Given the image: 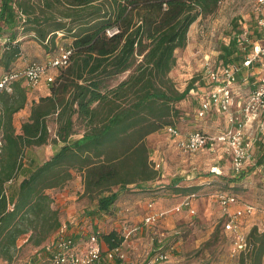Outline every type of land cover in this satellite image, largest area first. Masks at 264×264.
<instances>
[{
    "label": "trees",
    "instance_id": "trees-1",
    "mask_svg": "<svg viewBox=\"0 0 264 264\" xmlns=\"http://www.w3.org/2000/svg\"><path fill=\"white\" fill-rule=\"evenodd\" d=\"M220 1L40 0V17L35 12L34 1L1 0L0 22L12 29L18 12L25 15V21L35 24L31 28L34 37L44 47L47 48L48 41H54L59 30L67 31L71 37L70 44L65 46L71 49L67 63L58 67V74L47 83L48 92L32 100L20 132L15 131L13 119L28 102V86L19 79L12 82L10 91L0 93L2 258L12 257L21 235L25 234L26 240L37 246L59 228V211L52 208L51 195L46 189L65 182L70 177L69 167L83 170V193L95 198L102 211L110 208L121 189L129 185L145 189L147 182L159 177L145 137L161 126L177 127L169 118L173 115L172 102L191 94L198 81L192 78L180 92L166 89L165 79L175 63L174 50L185 45L189 26L196 18L214 12ZM112 26L118 31L108 35L106 29ZM15 40L16 32L11 31L0 57V65L5 68L2 72L17 69L12 66L21 48ZM224 51L230 54L233 50L227 47ZM128 70L131 71L125 78L109 86V79ZM203 85L204 80L200 88ZM50 116L57 123L54 141L62 142L60 148L25 176L15 196L8 198L3 186L17 173L24 148L49 140L47 118ZM76 125L84 132L70 142L77 132ZM257 138L260 153L249 168L261 166L262 169L264 131ZM8 200H15L12 208L8 207ZM101 238L109 247L122 241L116 230L101 233ZM241 251L240 264H261L264 230L253 226Z\"/></svg>",
    "mask_w": 264,
    "mask_h": 264
},
{
    "label": "rangeland",
    "instance_id": "rangeland-1",
    "mask_svg": "<svg viewBox=\"0 0 264 264\" xmlns=\"http://www.w3.org/2000/svg\"><path fill=\"white\" fill-rule=\"evenodd\" d=\"M25 1H34L35 12L41 17L40 0ZM255 4L256 0H221L214 12L199 15L189 26L185 45L174 50L175 63L165 79L166 89L180 92L192 78L201 83L205 79V62L213 65L240 63L244 54L241 47L245 43L239 36L242 29L246 30V37L250 40L264 36V15L256 12ZM13 6L18 10L15 2ZM260 17H263L261 24ZM24 18L25 15L18 12L17 22L12 29L0 22L3 27L0 32V57L11 31L16 32L15 41L20 42L21 54L12 68H24L31 61L46 63L69 43L70 34L59 30L55 33L54 41H48L47 48L44 47L34 37L31 28L35 24ZM227 47L233 50L230 54L224 51ZM3 70L5 68L0 65V73ZM131 70L109 79V86L116 85ZM58 72L59 68L51 71L53 75ZM42 84L45 85L42 90L48 89L43 77L34 90L27 91V104L14 115L16 132H20L21 123L27 119L32 100H38L43 95L40 89ZM172 107L173 115L169 118L181 131L202 128L214 132L223 128L224 117L217 111H211L205 117L196 116L197 103L193 92L186 94L183 99L173 101ZM47 125L49 140L44 144L25 147L17 173L3 186L8 198L15 196L18 184L25 176L50 159L60 148L62 142L54 141L57 128L54 116L47 118ZM162 127L145 137L153 164L160 163L159 177L147 182L145 189L133 185L121 189L107 211L99 210L97 200L83 193V170L78 167L68 168L70 177L65 182L47 188L50 195H55L54 199L62 203L63 208L59 211L61 224L66 223L67 228L74 229L76 225L69 221L72 220L78 223L77 230L84 228L89 231L99 230L100 233L111 230L118 232L122 231L123 226L137 225V231L130 236L129 245L124 248L126 255L137 264H144L159 249L167 251L168 258L158 264H240L241 250L244 249H235V234L223 227L225 216L214 194L218 190L227 191L239 198L240 205L250 203L255 206V212L240 221L245 235L253 226L264 230V168L251 167L235 175L228 169L229 163L224 161L221 162L225 165L222 173L215 175L209 170L223 153L220 147L216 152L206 149L182 152L175 145L174 138ZM76 129L70 142L84 132L79 125H76ZM192 167L195 171L191 172ZM175 181H178L177 187H172ZM190 193H196L192 200L194 213L180 204L183 197ZM14 201L8 200L9 208L13 207ZM149 201H155V208L165 211L158 225L153 227L143 223ZM25 236L23 234L18 238L10 259L0 256V264H35L44 258L51 234L37 246L26 240ZM261 264H264V255Z\"/></svg>",
    "mask_w": 264,
    "mask_h": 264
},
{
    "label": "built area",
    "instance_id": "built-area-1",
    "mask_svg": "<svg viewBox=\"0 0 264 264\" xmlns=\"http://www.w3.org/2000/svg\"><path fill=\"white\" fill-rule=\"evenodd\" d=\"M255 10L264 15V0H256ZM263 23V17L259 18ZM118 31L116 26L106 29L108 35ZM246 30L242 29L239 36L244 40L241 48L243 57L240 63L231 62L227 64L213 65L205 62L204 85L200 88V82H195L193 92L197 102V116L205 117L211 111H217L224 117L223 128L214 132H205L199 129L181 131L175 126H167V133L174 138L175 145L182 152H195L206 149L216 152L219 147L229 156L230 170L239 174L255 163L258 156L255 142L257 134L264 131V36L260 39L250 40L246 37ZM71 49L61 47L59 53L46 63L32 62L24 68H17L0 73V93L4 90L10 91L12 82L23 79L29 88H36L44 77L48 82L53 80L51 71L54 68L64 66L69 58ZM242 68H247L254 80L247 86L243 94H240L238 75ZM242 95V96H241ZM241 97V101L237 98ZM252 132V136L251 131ZM3 146L0 134V150ZM159 170L160 163H154ZM210 171L216 174L222 173L217 164H212ZM196 193H190L183 197L180 204L195 212L192 200ZM51 195L52 208L62 210V203ZM215 200L220 204L225 220L223 226L235 234V249L241 250L246 246V235L241 230L239 220L244 216L255 212V206L250 203L239 204V199L230 192L218 190L214 194ZM144 224L147 226L158 225L165 211L155 208V201L147 202ZM233 206V207H232ZM76 225L66 226L62 223L50 237L45 247L44 258L36 264H137L131 260L124 250L129 245L128 239L135 234L137 225L123 226L118 231L122 236L119 245L109 247L99 230L89 231L78 229V223L69 220ZM167 251L156 250L144 264H158L167 260Z\"/></svg>",
    "mask_w": 264,
    "mask_h": 264
},
{
    "label": "crops",
    "instance_id": "crops-1",
    "mask_svg": "<svg viewBox=\"0 0 264 264\" xmlns=\"http://www.w3.org/2000/svg\"><path fill=\"white\" fill-rule=\"evenodd\" d=\"M68 44H70V41H69V43ZM2 72V71H1ZM253 75H251V73H250V71L247 69V68H242L241 70H240V73H239V75H238V82H239V84H240V88H239V91H241V92H239L240 94H243L242 93V90L244 91V89L247 87V86H249V85H251L253 82V80H254V78L252 77ZM23 84H25V82H23ZM45 84V83H44ZM44 84H42L41 86H40V89L42 90V87L43 86H45ZM31 90H34V89H31V88H28L27 87V91H31ZM43 91V95H45L48 91H47V89H45L44 88V90H42ZM242 96V95H241ZM237 100L238 101H241V97L239 96L238 98H237ZM16 114V113H15ZM14 114V115H15ZM252 132H253V130L251 131V136H252ZM257 136V135H256ZM258 143H259V141H258V138H257V141L255 142V148H256V150L258 151V154L260 153L259 152V148H258ZM221 151H223V153H221V155H219L218 156V158L216 159V161L215 162H213V164H217V165H219V167L221 168V169H223L224 168V166L222 165L223 163H221V162H224V161H227L228 163H229V161H228V158L227 157H225L224 156V150L223 149H221ZM226 156H228V155H226ZM225 158H226V160H225ZM225 164V163H224ZM229 170H230V163H229V168H228ZM191 172L192 171H195V169H194V167H192L191 168V170H190ZM231 171V170H230ZM232 172V171H231ZM233 207V206H232ZM242 219V218H241ZM241 219L239 220V222L241 221ZM241 227V226H240ZM241 230H242V227H241ZM243 231V230H242Z\"/></svg>",
    "mask_w": 264,
    "mask_h": 264
}]
</instances>
